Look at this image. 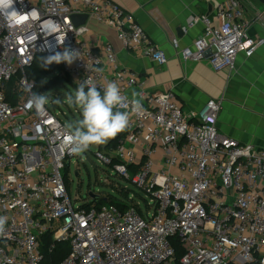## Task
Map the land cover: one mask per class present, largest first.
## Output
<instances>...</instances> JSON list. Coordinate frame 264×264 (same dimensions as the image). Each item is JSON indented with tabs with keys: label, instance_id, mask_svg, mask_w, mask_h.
<instances>
[{
	"label": "built area",
	"instance_id": "1",
	"mask_svg": "<svg viewBox=\"0 0 264 264\" xmlns=\"http://www.w3.org/2000/svg\"><path fill=\"white\" fill-rule=\"evenodd\" d=\"M84 15L114 30L125 50L159 66L168 62L113 0H0V216L7 217L0 264H264V150L219 133L221 101L188 117L172 91L149 92L138 74L119 68L111 44L93 48L87 22H73ZM197 22L205 29L191 46L172 40L185 61L232 71L239 55L251 58L264 47L263 38L248 34L241 0H227L214 19L193 17L189 26ZM65 48L77 59L52 64L74 85L91 78L102 92L115 81L126 101L137 89L141 111L115 149L97 157L144 193L146 211L133 197L121 202L125 209L71 199L68 172L80 156L65 146L66 123L48 104L40 113L26 107L28 86L38 93L28 69L38 56ZM175 242L184 251L178 262ZM59 244L69 252L55 263Z\"/></svg>",
	"mask_w": 264,
	"mask_h": 264
},
{
	"label": "crops",
	"instance_id": "2",
	"mask_svg": "<svg viewBox=\"0 0 264 264\" xmlns=\"http://www.w3.org/2000/svg\"><path fill=\"white\" fill-rule=\"evenodd\" d=\"M132 13L152 41L167 55L159 66L149 58L127 51L114 30L94 21L87 22L90 43L97 52L111 44L120 69L138 74L151 93L172 91L186 116L199 112L210 100L221 101L217 129L242 145L264 150V47L251 57L239 55L234 70L215 72L207 60L185 61L172 46L178 39L182 48L191 46L205 25L189 26L193 17L214 19L217 7L227 0H113ZM249 22L248 34L264 39V8L256 0H241ZM262 15V18L259 16ZM137 89L129 95L136 98Z\"/></svg>",
	"mask_w": 264,
	"mask_h": 264
},
{
	"label": "clouds",
	"instance_id": "3",
	"mask_svg": "<svg viewBox=\"0 0 264 264\" xmlns=\"http://www.w3.org/2000/svg\"><path fill=\"white\" fill-rule=\"evenodd\" d=\"M78 56L77 51L65 48L63 51H54L44 59L43 63L44 65L61 62L71 64ZM32 87L31 84L27 89L30 93L26 104L28 109H35L37 113H40L50 102L55 104L63 102L80 111L81 119L64 126L67 133L65 146L73 155L81 156L92 146L105 145L117 134L125 131L131 115L139 113L142 109L139 99L126 101L120 86L115 81H108L101 92L93 79L86 78L77 85L73 92L68 93L63 101L60 98L50 101L48 95L35 93ZM126 103L131 105L130 110L121 111V107ZM6 222L7 217L0 216V232L4 231Z\"/></svg>",
	"mask_w": 264,
	"mask_h": 264
},
{
	"label": "rangeland",
	"instance_id": "4",
	"mask_svg": "<svg viewBox=\"0 0 264 264\" xmlns=\"http://www.w3.org/2000/svg\"><path fill=\"white\" fill-rule=\"evenodd\" d=\"M57 77L59 78L58 73L50 75L42 85H38L37 92L48 95L50 101L56 98L63 101L68 93L76 89V85L71 79L68 80L64 77L58 79ZM53 79H56L54 86L42 92L43 88ZM48 106L66 124L82 118L77 108L66 103L55 104L50 102ZM99 150H101V146H92L78 159L73 160L67 177L73 202L76 205L87 203L89 193L99 195L101 198L124 201L121 191L127 190L129 196L135 198L137 203L141 204V208L146 211L144 193L119 176L112 167L102 163L97 157Z\"/></svg>",
	"mask_w": 264,
	"mask_h": 264
},
{
	"label": "trees",
	"instance_id": "5",
	"mask_svg": "<svg viewBox=\"0 0 264 264\" xmlns=\"http://www.w3.org/2000/svg\"><path fill=\"white\" fill-rule=\"evenodd\" d=\"M47 58L45 56H38L33 64V66L28 69L27 71V74L29 76L30 79L34 80L37 85H42V83L44 81H46L48 79V77L54 73H58L59 75V78H62L64 77L65 79H70L68 77H65V76H61V69L54 66L52 63L51 64H47V65H44L43 61L44 59ZM56 82V79H53L51 80L42 90L45 91L51 87L54 86ZM77 87V86H76ZM126 134L125 131L119 133L116 135L115 138L113 139H110L108 141V143L104 145H101V151H105L107 153H110L112 152L115 147H116V144H117V140L121 137H123L124 135ZM118 163L116 160L113 161V164H116ZM113 167V165H112ZM128 183L131 184V182L129 181ZM121 195L124 197V201H127L129 199V193L127 190H123L121 191ZM123 201H118V200H115L113 198H101V199H97L94 203L97 204V206H100V205H106V204H110V205H114V206H117L119 207L120 209H125L127 208V204H123L122 203ZM50 242V237L47 236L44 240V248H46V246L49 244ZM175 248H176V260L177 262L181 259V257H183L184 255V251L183 249L179 246V244H177V242H175ZM69 252V247L67 244H59L55 250V253L52 256V258H54V261L55 263H59L61 260H63V258H65V256L67 255V253ZM50 257V256H49Z\"/></svg>",
	"mask_w": 264,
	"mask_h": 264
},
{
	"label": "water",
	"instance_id": "6",
	"mask_svg": "<svg viewBox=\"0 0 264 264\" xmlns=\"http://www.w3.org/2000/svg\"><path fill=\"white\" fill-rule=\"evenodd\" d=\"M256 1L264 7V0H256ZM87 20H88V17L86 15L73 18V22L76 26L86 24ZM76 176H78V173H76ZM89 197L92 199H98L99 198L97 195H94L92 193H89Z\"/></svg>",
	"mask_w": 264,
	"mask_h": 264
}]
</instances>
